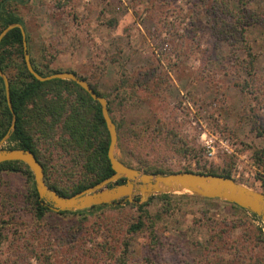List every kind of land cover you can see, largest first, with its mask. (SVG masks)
<instances>
[{
    "label": "rangeland",
    "instance_id": "374dc122",
    "mask_svg": "<svg viewBox=\"0 0 264 264\" xmlns=\"http://www.w3.org/2000/svg\"><path fill=\"white\" fill-rule=\"evenodd\" d=\"M247 1L251 26L245 41L237 33L234 45L226 33L218 37L222 28L206 14L205 0H130L127 6L120 0H21L14 10L39 68L74 71L106 96L122 126L116 157L125 165L166 172L230 168L238 183L263 193L264 0ZM159 121L179 143L145 142L143 131ZM203 131L228 140L233 152L207 158L199 145ZM38 149L51 182L65 186L83 177V159L43 139ZM256 152L263 154L260 161ZM31 186L21 172L0 174V264H38L31 246L45 252L49 264H240V258L264 264L261 225L229 203L177 199L181 209L160 219L166 201L156 195L146 209L153 221L145 218L146 228L130 234V222L141 213L124 200L84 216L54 212L39 220Z\"/></svg>",
    "mask_w": 264,
    "mask_h": 264
},
{
    "label": "trees",
    "instance_id": "16d2710c",
    "mask_svg": "<svg viewBox=\"0 0 264 264\" xmlns=\"http://www.w3.org/2000/svg\"><path fill=\"white\" fill-rule=\"evenodd\" d=\"M20 2L21 0H0V34L8 26L13 24H21L25 28L23 19L14 10V4ZM235 2H237V4H235ZM247 2V0H205L206 14L212 16L214 21H218L222 28L218 36L219 38H224L226 33L227 37L224 39L234 45L237 44V42L239 43L238 34L242 33V41H245L247 27L251 26L246 17ZM236 9H238V11ZM256 19L259 20V17ZM27 42L30 54V39L28 33ZM248 55L253 57L250 49L248 50ZM31 63L35 71L43 77L62 72H71L82 80L88 82L85 77L78 75V73L74 71L52 70L48 66L41 69L36 65L32 57ZM0 68L9 79L12 105L17 117L16 129L7 142L9 144L7 147L8 150L31 151L44 168L47 185L63 197L74 196L75 194L102 183L104 180L115 174L108 159L110 136L105 120L102 116L100 104L94 101L85 90L72 81L52 80L44 83L37 81L29 73L26 67L23 50V35L19 28L9 32L0 45ZM88 83L99 97L106 98L105 95L98 91L95 85L90 82ZM12 120L13 115L8 107L4 82L2 78H0V142L9 132ZM116 126L118 132L117 147L120 148L122 142V126L120 124H116ZM57 132H61V136L55 141V135ZM143 133L147 134V136H145L146 143L148 141H153L155 144H160L161 146L164 144L166 147H169V143L175 144L176 141L179 143L177 137L169 132L166 124L160 121L157 122L154 127L146 128ZM40 139L50 141L52 145L58 146L67 154L76 155L78 161L79 159H83L85 162L83 167V177L73 184L65 186L58 183V181L51 182L48 178V168L45 166L39 155L38 141ZM198 151L201 152V149ZM263 154L262 152H256L255 158L260 161ZM125 155L127 156V154ZM138 163L141 162L138 161ZM140 170L146 174L154 175H170L173 173L190 172L224 177L227 179H233L237 183L239 182L233 176V171L230 168L223 169L220 172H192L190 170L166 172L160 168L154 167H145ZM5 171L21 172L30 182H32L30 201L33 204L36 217L39 220L43 219L47 213H54L48 206H44L40 201L32 172L27 165L22 162H6L0 164V174ZM125 182L126 180H120L118 184L122 185ZM109 187H112V185ZM156 198L158 197L153 196L144 204H132L126 202L129 207H138L139 212L141 213L138 218L133 222H130L128 229L130 234H137L146 228L147 222L145 218H147L148 221H153L152 215L146 209ZM159 198L166 201V210L160 212V219H162V213L165 214L170 210L181 209L178 201H176L177 199H192L205 202L212 201L188 194L182 195L181 198H177V196L173 194L161 195ZM137 201L139 202V199H137ZM117 203L118 206H121L120 204L122 202ZM226 205H229L230 208L236 212L242 213L245 218L250 217L251 221L259 222L261 226H258L257 228L259 233L258 237L264 242V225L256 215L250 214L238 206L232 204ZM104 208H107V205L94 207L80 212H63L58 214L61 216H84L86 213L100 211ZM241 219L243 218H240V220ZM154 237L158 239L156 235H154ZM124 245L128 247L127 244ZM101 251L110 256L114 254V252L109 249H103ZM223 256H220L219 258L222 261ZM30 257L35 258L38 264H49L50 258L45 256V252H38L33 246H31L30 249ZM77 259L78 258H76V261ZM239 263L243 264L241 258Z\"/></svg>",
    "mask_w": 264,
    "mask_h": 264
},
{
    "label": "water",
    "instance_id": "95a60500",
    "mask_svg": "<svg viewBox=\"0 0 264 264\" xmlns=\"http://www.w3.org/2000/svg\"><path fill=\"white\" fill-rule=\"evenodd\" d=\"M16 28H19L23 35L25 63L29 73L37 81L42 83L52 80H66L79 85L94 101L100 104L102 116L110 136L108 159L115 174L102 183L75 194L74 196H60L47 185L44 168L31 151L8 150L2 148V145L8 142L16 129L17 117L12 105L9 79L0 68V78H2L4 82L8 107L13 115L11 128L0 142V164L6 162H22L27 165L33 174L39 199L44 206H48L50 210L55 213H72L94 207L116 204L121 200L132 204H144L148 202L151 197L156 195L188 194L209 200H219L238 206L250 214L256 215L264 224V194L237 183L233 179L190 172L173 173L170 175L146 174L121 162L116 157L118 145L117 126L111 117L107 100L99 97L88 82L71 72H62L48 77H43L38 74L31 63V57L28 51L27 32L21 24L8 26L0 34V45L5 36ZM120 180H126V182L119 185L118 182ZM110 185H112V187H109ZM137 199H139V202Z\"/></svg>",
    "mask_w": 264,
    "mask_h": 264
},
{
    "label": "built area",
    "instance_id": "2783aa9c",
    "mask_svg": "<svg viewBox=\"0 0 264 264\" xmlns=\"http://www.w3.org/2000/svg\"><path fill=\"white\" fill-rule=\"evenodd\" d=\"M83 4L90 5L98 0H81ZM100 1V0H99ZM104 2L109 0H102ZM123 6H127L130 0H120ZM120 10V7L117 8ZM199 145L207 158H214L220 151L222 153H232L231 145L228 140H217L215 136L207 131L200 135Z\"/></svg>",
    "mask_w": 264,
    "mask_h": 264
},
{
    "label": "flooded vegetation",
    "instance_id": "af4514ba",
    "mask_svg": "<svg viewBox=\"0 0 264 264\" xmlns=\"http://www.w3.org/2000/svg\"><path fill=\"white\" fill-rule=\"evenodd\" d=\"M108 106L110 107L109 103H108Z\"/></svg>",
    "mask_w": 264,
    "mask_h": 264
}]
</instances>
